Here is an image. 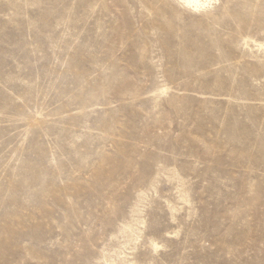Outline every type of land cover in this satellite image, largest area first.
I'll return each mask as SVG.
<instances>
[{
    "label": "rangeland",
    "instance_id": "374dc122",
    "mask_svg": "<svg viewBox=\"0 0 264 264\" xmlns=\"http://www.w3.org/2000/svg\"><path fill=\"white\" fill-rule=\"evenodd\" d=\"M261 43L264 0H0V264H264Z\"/></svg>",
    "mask_w": 264,
    "mask_h": 264
},
{
    "label": "bare ground",
    "instance_id": "6f19581e",
    "mask_svg": "<svg viewBox=\"0 0 264 264\" xmlns=\"http://www.w3.org/2000/svg\"><path fill=\"white\" fill-rule=\"evenodd\" d=\"M182 6L191 9L192 11H205L207 8H209L214 0H177ZM244 20V19H243ZM260 46L264 48V44L261 43ZM152 242L155 245V248H158L157 242L152 238Z\"/></svg>",
    "mask_w": 264,
    "mask_h": 264
}]
</instances>
